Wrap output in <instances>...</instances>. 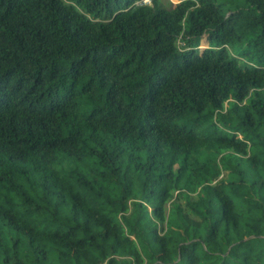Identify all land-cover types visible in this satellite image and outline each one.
Here are the masks:
<instances>
[{
    "label": "trees",
    "instance_id": "trees-1",
    "mask_svg": "<svg viewBox=\"0 0 264 264\" xmlns=\"http://www.w3.org/2000/svg\"><path fill=\"white\" fill-rule=\"evenodd\" d=\"M141 1L0 0V167L4 165L3 157H7L11 166L23 165L32 157L34 167L39 168L41 164L47 165L52 159L51 153L58 149L79 160L74 140H62L55 132L54 126H58L56 116L64 117L65 107L71 98L70 90L61 93L63 82L70 77L74 88L82 75L91 72L93 79H99L103 89L111 76L110 64L125 55H129V60L123 65L124 69L133 62L137 64L134 73H129V78L135 75L141 79L135 86L138 92L134 106L124 108L118 105L121 89L116 83L106 95V103L109 106L117 104L118 110L125 116L124 123L119 125L113 138L123 143L135 136L141 142L148 141L150 145L147 148L150 153L147 166L136 165L137 170L145 175L140 186L143 202L133 195V184L127 169L121 177L124 183L121 185L120 199L106 200L110 208L119 205L121 223L128 226L127 235H123L119 225L96 212L89 213L82 226L86 239H75L80 225L69 228L67 232L60 229L37 232L23 216L14 212L15 206L8 209L0 206L2 264H50L45 241L53 245L57 264H68L69 257L73 264H81V260L86 264H151L153 259L156 264H167L169 210L174 207L179 210L178 202L181 199H187L191 207L199 195H193L194 189L186 182L184 191L176 192L169 198L165 182L171 183L174 189L178 188L188 168L187 157L177 164L175 154L181 149L186 154L196 144L214 143L218 147L230 148L241 160L246 159L253 170L260 163L256 155L249 153L248 149L255 148L256 144L246 142L248 137L245 133L253 131L259 123L253 119L248 107L258 117H264V99L259 92H253L255 99L249 101L248 107L244 106V101L249 96L250 88H260L264 84V76L261 75L264 69L245 67L241 73L237 68L239 59L249 57L250 53L247 50L241 51L238 56H230V53L233 38L237 43L241 40L240 36H236V26L244 21L247 30L255 33L259 29V34L255 40L248 42L246 49H258L257 63L264 65V0H242L248 5L247 9H230L223 18L218 17V12L225 5L236 4L239 0H181L171 8L164 5L162 0H151V5H138ZM76 6H83L90 19L77 13ZM190 8L195 11L189 12L191 28L185 31L180 20ZM200 21L204 24L214 22L215 26L206 33ZM203 39H206L208 47L202 50ZM58 76L61 77L58 87L45 88ZM92 83L93 80H90L83 91L91 92ZM208 105L221 113V123L234 114L239 121L238 127L231 134H224L212 125L211 136L198 139L195 129L199 127L200 120L211 118V113L202 115ZM187 113H194L197 117L192 121L193 126L174 127L169 132L166 123L181 119ZM98 114L99 111H95L88 117L90 125H94ZM237 133L243 138H238ZM172 136L175 139H170ZM256 140L264 146V138L258 133ZM165 145L173 151L170 159L165 155ZM105 159L114 164L119 159L117 150L109 153L105 149L101 162ZM27 171L20 169L21 175H26ZM203 171L209 180L217 181L215 187L210 186L205 190L219 200L217 188L224 182L222 172L218 169L211 174L207 169ZM235 172L241 178L246 175L245 171L239 170V161ZM119 174L120 169L114 167L113 175ZM5 179L11 190H18L10 177L0 175V183ZM80 179L83 180V177ZM243 182L241 179L240 184ZM84 185L88 186L86 181ZM56 186V182L50 184L47 175H41L39 188L44 193L41 198L43 203H50L49 196H55L63 203L60 193L53 191ZM256 186L257 182L253 181L252 187ZM259 187L264 189V182ZM20 194L29 209L26 216L41 212V206L27 193L20 191ZM71 199L74 210L80 207L78 195H72ZM6 202L11 205L10 200ZM56 214L53 211V217ZM146 216L151 218L149 223L153 225L147 235L151 244L157 246L147 261L143 259L142 248L135 245L138 238L136 232L129 226L133 217H137L138 223ZM222 223L226 250H221L217 243ZM90 225L101 227L103 232L87 235L91 230ZM229 225L239 234L231 201L224 198L220 203L219 218L209 225L204 238L195 236L189 240L188 229H184L182 235L185 239L176 248L175 264H200V257L196 256L197 247L202 250L204 260L215 264L219 259V264H229V258L240 259L238 249L247 248L250 253L253 250L251 242L264 238L256 226H249L252 235L227 246L230 242ZM97 238L102 241L101 244H96ZM109 240L111 244H108ZM8 244L11 245V257L8 256ZM89 247L99 252L100 261L93 260L85 251ZM21 248L26 249L23 258ZM249 260L250 256L244 255L240 264H249ZM256 264H261L260 254L256 256Z\"/></svg>",
    "mask_w": 264,
    "mask_h": 264
},
{
    "label": "clouds",
    "instance_id": "clouds-1",
    "mask_svg": "<svg viewBox=\"0 0 264 264\" xmlns=\"http://www.w3.org/2000/svg\"><path fill=\"white\" fill-rule=\"evenodd\" d=\"M181 0H173V3H179ZM236 8L247 9L248 5L244 4L242 0H239L236 4H227L223 9L218 12V17L223 18L227 15V12L236 10ZM76 12L85 16L86 19H90L83 10V6H76ZM195 9H188L184 16L180 20L182 28L187 31L191 28V24L188 20L189 12H194ZM253 12L255 10L253 9ZM258 15V13H256ZM215 21V18H213ZM204 24L203 21H200ZM215 24H204V30L206 33L211 32ZM236 36H240L239 43L233 38L231 44L230 56H238L241 51L247 50L250 55L246 58L239 59L237 68L241 73L244 68L248 69H264V65L257 63L259 56V50H253L251 48L246 49L248 42L255 40L259 34V29H256L255 33L247 30L245 22L241 21L235 30ZM229 47V45H223ZM213 48L216 45H212ZM129 60V55L121 56L110 64L111 76L105 83L103 89L100 87L99 79H93L91 72L82 75L76 82L73 88V81L70 77L66 78L63 82L61 93L69 92L71 98L69 99L65 107V115L63 118L59 114L56 116L58 126L55 127L56 135L62 140H68L72 138L75 143V151L79 154L80 159L77 160L75 156L70 155L64 150H54L51 153L52 159L47 165L41 164L39 168L34 167L33 158L29 157L23 165L16 164L11 166L7 160V157H3L4 165L0 167V175H7L11 178L12 184L16 186L18 190H11L7 179L0 183V206L8 209L10 206L14 212L19 213L24 217L37 232H54L60 229L67 232L69 228H76L80 225L81 228L75 232V239H86V234L82 230L87 215L91 212H96L101 216L107 217L113 224L119 225L122 229L123 235L128 234V226H124L121 223V213L119 211V205L114 208H110L106 200L118 201L121 196V185L124 181L121 179L125 169L129 179L133 184V195L142 203L140 186L145 179L144 172L138 171L137 164L147 166L149 162L150 153L147 148L150 146L148 141L141 142L136 139L135 136L130 137L127 141L121 143L119 140L114 139V133L119 125L124 123L125 116L118 110L117 104L109 106L106 103V95L112 88L113 83L117 84V87L121 89L118 97V105L124 108H128L129 105H135L137 101V92L135 88L136 84L140 81L139 76L133 75L129 78V73H134L137 68L135 62L124 69L123 65ZM236 75V73H233ZM264 76V71L261 73ZM61 77L58 76L56 80L51 81L45 85V88L52 86H59ZM93 80L91 92H85L83 89L88 86L89 81ZM253 92H259L260 97L264 99V84L260 88H250L249 96L244 101V106L248 107L249 101L255 99L252 95ZM179 101V97H177ZM225 103H228L227 101ZM248 110L252 113L253 119L257 120L258 127L253 131L245 133L248 137V141L256 144L255 148L250 147L248 149L250 154H254L258 157L260 163L257 164L255 170H253L248 161L241 160L238 155L232 152L230 148L218 147L213 144H196L188 149L185 154L183 149L175 154L176 163L187 157L188 168L185 173V179L181 181L178 188H173L172 184L165 182L169 189V198L176 193L184 191L186 182H189V186L194 189L193 195L199 194L191 203L189 207V201L187 199H181L178 202V209L172 208L169 210V228L166 234L167 248L169 252V259L167 264H175L176 261V248L184 242V236L182 233L187 227V238L193 239L195 236L201 239L207 233L209 225L219 218L220 203L227 198L232 204V213L238 220V233L233 231L231 225H229V244H235L240 239H246L249 235H252L249 231V226H256L259 229L261 237H264V189L259 187L261 182H264V146L256 140V134L261 138H264V117H258L250 107ZM95 111H99V114L95 117L94 125H90L88 117ZM131 112V109H129ZM211 113V118L207 121L200 120L199 127L195 129L197 138L211 136L213 131L212 125H215L217 129L223 131L224 134H231L234 129L238 127L239 121L234 114L226 119L224 123L220 121L221 113L213 110L211 105L204 108L202 115ZM197 117L194 113H187L183 118L172 120L166 123L165 127L171 132L173 128H180L187 126L191 128L192 121ZM135 123V120H133ZM115 125V127H113ZM95 127V131L93 130ZM241 132L243 130H240ZM77 132L79 135L77 136ZM238 138H243L240 133H237ZM170 139H175L174 136ZM134 141V143H133ZM118 146V147H117ZM107 149L109 153L113 150H117L119 159L114 164L108 163L107 159L101 162V156L104 155V151ZM136 149H140L137 151ZM164 152L169 159L173 155V151L167 145L164 146ZM95 153V154H93ZM38 159V158H37ZM239 161V170L245 171L246 175L241 178L236 175L237 162ZM167 163V159L165 160ZM118 167L120 169L119 175H113V168ZM27 169L26 175H21L20 169ZM204 169H207L209 174L214 170H220L224 176V182L222 186L217 188L220 199H216L211 195L210 191H206V188L215 187L217 181L209 180L204 176ZM194 173L196 175H194ZM41 175H47L49 182H56L57 186L53 191L60 193L63 198L61 204L55 196H49L50 203H43L42 197L44 193L39 188V181ZM83 177V180L80 178ZM155 179V176H153ZM243 179V184H240V180ZM84 181L88 186L84 185ZM253 181L257 182L255 188L252 187ZM31 185V187H30ZM33 189L35 191H33ZM20 191L27 193L28 197H31L37 204L41 206V212L26 216L25 213L29 211L28 207L23 203V197ZM72 195H78L81 200L80 207L74 210ZM6 200L11 201L9 205ZM211 200V204L209 203ZM59 205V207H57ZM46 209V210H45ZM55 211L57 214L53 217L52 213ZM211 213V214H210ZM187 217V219H185ZM150 217H144L137 223V217H133L129 221V226L136 232L137 239L135 245L140 246L143 251V259L147 261L148 257L155 251L156 245L151 244L148 232L153 226L149 223ZM195 221V223H192ZM38 225V227H36ZM90 232L87 235H95L102 233L103 229L95 225H90ZM7 240V230H5ZM123 235L121 238H123ZM111 240L108 244H111ZM143 242V243H142ZM102 241L97 238L96 244H101ZM217 243L221 250H226L224 225H220L219 234L217 236ZM46 249L49 251L50 264H57L56 251L53 249V245L44 242ZM252 251L249 253L247 248L238 249L240 259L233 260L229 258V264H240V260L244 255H249V264H256V256L260 254L261 264H264V238L260 240H254L251 242ZM212 250V249H210ZM21 258L26 251L25 248H21ZM63 251V249H61ZM89 256L95 260L100 261V254L95 248H86ZM8 256H12L11 245L8 244ZM196 256L200 257V264H213L212 261H206L203 259L202 250L197 247ZM4 259V254L0 251V264ZM31 256H29V260ZM68 264H73L71 257H69ZM81 264H86L84 260H81ZM103 264V262H101ZM151 264H156L153 259ZM215 264H219V259L215 261Z\"/></svg>",
    "mask_w": 264,
    "mask_h": 264
},
{
    "label": "rangeland",
    "instance_id": "rangeland-1",
    "mask_svg": "<svg viewBox=\"0 0 264 264\" xmlns=\"http://www.w3.org/2000/svg\"><path fill=\"white\" fill-rule=\"evenodd\" d=\"M162 3L169 8L178 4V3H173V0H162ZM207 47H208V45H207L206 39H203L201 46H200V49L203 50V49H206Z\"/></svg>",
    "mask_w": 264,
    "mask_h": 264
},
{
    "label": "built area",
    "instance_id": "built-area-1",
    "mask_svg": "<svg viewBox=\"0 0 264 264\" xmlns=\"http://www.w3.org/2000/svg\"><path fill=\"white\" fill-rule=\"evenodd\" d=\"M138 5H151V0H142L141 2L137 3Z\"/></svg>",
    "mask_w": 264,
    "mask_h": 264
}]
</instances>
